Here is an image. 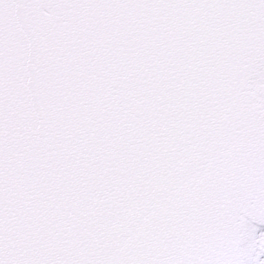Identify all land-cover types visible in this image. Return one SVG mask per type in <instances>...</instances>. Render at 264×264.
<instances>
[{
	"label": "snow or ice",
	"instance_id": "snow-or-ice-1",
	"mask_svg": "<svg viewBox=\"0 0 264 264\" xmlns=\"http://www.w3.org/2000/svg\"><path fill=\"white\" fill-rule=\"evenodd\" d=\"M0 264H264V0H0Z\"/></svg>",
	"mask_w": 264,
	"mask_h": 264
}]
</instances>
